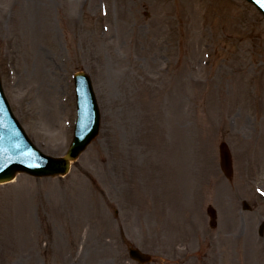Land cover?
<instances>
[{
    "label": "rangeland",
    "instance_id": "rangeland-1",
    "mask_svg": "<svg viewBox=\"0 0 264 264\" xmlns=\"http://www.w3.org/2000/svg\"><path fill=\"white\" fill-rule=\"evenodd\" d=\"M78 70L101 131L65 177L0 185V264H139L128 243L150 264H264V14L247 0H0L4 88L51 154L72 141Z\"/></svg>",
    "mask_w": 264,
    "mask_h": 264
},
{
    "label": "water",
    "instance_id": "water-1",
    "mask_svg": "<svg viewBox=\"0 0 264 264\" xmlns=\"http://www.w3.org/2000/svg\"><path fill=\"white\" fill-rule=\"evenodd\" d=\"M250 1L256 3L264 11V0ZM77 86L80 102V117L76 129V137L67 156L65 158H61V166L58 168L48 167L47 164L50 163V160L48 158H44L41 154H38L27 134L14 119L7 102L3 100V103L0 104V149L5 146L6 159L15 158L8 163H6V160L3 159L4 166L0 165V182L13 178L17 172L21 171H27L35 175L66 172L69 168L70 160L76 158L77 155L80 154L79 152H82V150L85 149L88 142L96 137L99 129V115L96 100L92 93L90 80L86 76L80 74L77 76ZM0 96H3L1 85ZM1 122L3 123L2 125ZM3 125H5L7 130L2 128ZM220 148L222 168L228 176H231L232 161L228 146L226 143H222ZM35 152L38 154L37 158L42 162V164H34L32 162ZM209 212L212 217L215 218L216 214L214 209L209 208ZM212 224L215 225L216 222L213 220ZM130 253L132 257L140 260L141 262L149 261L151 259L150 255L142 253L139 249L131 248Z\"/></svg>",
    "mask_w": 264,
    "mask_h": 264
}]
</instances>
